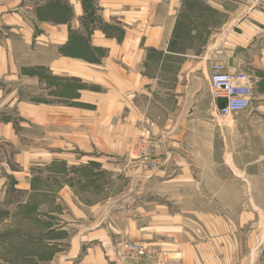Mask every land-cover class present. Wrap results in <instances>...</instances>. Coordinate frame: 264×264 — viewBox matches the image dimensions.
Masks as SVG:
<instances>
[{
  "label": "crops",
  "instance_id": "crops-1",
  "mask_svg": "<svg viewBox=\"0 0 264 264\" xmlns=\"http://www.w3.org/2000/svg\"><path fill=\"white\" fill-rule=\"evenodd\" d=\"M215 61L254 85L228 123ZM142 135L163 142L158 169L129 157ZM260 248L264 0H0V264H255Z\"/></svg>",
  "mask_w": 264,
  "mask_h": 264
},
{
  "label": "built area",
  "instance_id": "built-area-1",
  "mask_svg": "<svg viewBox=\"0 0 264 264\" xmlns=\"http://www.w3.org/2000/svg\"><path fill=\"white\" fill-rule=\"evenodd\" d=\"M210 85L213 98L216 101H224L218 110L222 118H230L251 107L254 85L247 73H233L227 69L224 63L215 61L210 67ZM162 147L161 141L158 140L156 143L152 141L150 145L140 144L138 153L152 168L157 169L161 163ZM125 247L127 253H135L140 256H144L146 253L141 243H128Z\"/></svg>",
  "mask_w": 264,
  "mask_h": 264
},
{
  "label": "rangeland",
  "instance_id": "rangeland-1",
  "mask_svg": "<svg viewBox=\"0 0 264 264\" xmlns=\"http://www.w3.org/2000/svg\"><path fill=\"white\" fill-rule=\"evenodd\" d=\"M240 116L241 117V114L240 113H238V114H235V115H233V116ZM232 116V117H233ZM228 119H230V121H231V117L230 118H226V122L228 123ZM157 138V139H156ZM158 140L160 141V138H158V137H150V136H145V135H142L137 141H136V143L133 145V147H132V150H131V152H130V155H129V157L130 158H132L133 160H136V161H144V158H143V156H139V153H138V151H139V149H138V147L140 146V144L141 145H150V142L152 143V141L154 142V143H156V142H158ZM162 144H163V142H161ZM162 159V158H161ZM146 164H147V166L149 167V168H151V169H154V168H152V166L150 165V164H148L146 161H144ZM160 165H161V163H160ZM159 168V167H158ZM157 168V169H158ZM126 186V185H125ZM128 186V185H127ZM129 187V186H128ZM127 187V188H128ZM133 242H137V243H141L142 244V246L145 248V250H146V253H145V255L144 256H140V255H137V254H135V253H127V251H126V244H128V243H133ZM121 247H122V249H121ZM121 247H120V249L122 250V252H123V254L124 255H128V256H134V257H136V258H141V257H145V256H147L148 255V253H149V249L147 248V246L144 244V243H142V242H138V241H122V243H121ZM259 251H258V257H257V260H256V263L255 264H264V259L262 258V256H261V251H262V249L260 248V249H258Z\"/></svg>",
  "mask_w": 264,
  "mask_h": 264
}]
</instances>
